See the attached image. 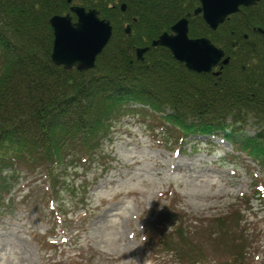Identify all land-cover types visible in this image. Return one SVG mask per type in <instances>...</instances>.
Masks as SVG:
<instances>
[{
  "label": "trees",
  "instance_id": "obj_1",
  "mask_svg": "<svg viewBox=\"0 0 264 264\" xmlns=\"http://www.w3.org/2000/svg\"><path fill=\"white\" fill-rule=\"evenodd\" d=\"M72 3L97 8L112 24L111 37L94 66L84 70L65 68L51 59L49 17L66 13ZM197 4L198 0H0V199L11 189L19 163L26 170L43 167L49 190L55 193L54 170L65 151L77 149V159L93 158L111 119L128 103L140 105L132 110L159 118L169 136L219 135L234 150L264 164V0L241 6L215 29L200 13H192ZM188 11L189 35H207L229 55L227 63L216 67L218 73L189 69L164 45H150L142 59L136 57L137 46L170 31ZM229 209L213 218L219 222L209 235L226 249L223 259L210 258L202 236L193 235L203 223L188 224L171 213L169 230L174 235L146 233L141 254L151 257L158 252L174 263L261 264L250 254L249 235L241 230L240 219L229 221L238 209ZM78 257L77 263L70 259L63 264H85Z\"/></svg>",
  "mask_w": 264,
  "mask_h": 264
},
{
  "label": "rangeland",
  "instance_id": "obj_2",
  "mask_svg": "<svg viewBox=\"0 0 264 264\" xmlns=\"http://www.w3.org/2000/svg\"><path fill=\"white\" fill-rule=\"evenodd\" d=\"M138 106L128 103L111 119L93 158L65 151L55 193L43 167L17 164L0 199V264L77 263L78 256L85 264H194L141 254L146 233H172L169 213L203 223L193 235L210 258L223 259L226 249L209 235L229 206L238 209L229 221L240 219L250 254L264 264V164L219 135L169 136L159 118L130 109Z\"/></svg>",
  "mask_w": 264,
  "mask_h": 264
},
{
  "label": "water",
  "instance_id": "obj_3",
  "mask_svg": "<svg viewBox=\"0 0 264 264\" xmlns=\"http://www.w3.org/2000/svg\"><path fill=\"white\" fill-rule=\"evenodd\" d=\"M71 1V0H68ZM258 0H198L192 10L193 14L201 13L211 29H215L231 13L241 6L251 5ZM125 9V2L120 4ZM75 14V19L72 16ZM188 11L164 30L150 44L135 48L136 57L142 59L150 45H164L172 55L184 62L186 67L195 71H211L220 62L229 61L224 49L214 43L207 35L190 36L188 33ZM53 28L51 59L65 68L74 67L84 70L94 66L96 56L101 52L112 34L110 20L99 14L95 7H85L72 3L66 13H55L49 17ZM257 29L262 30L259 26ZM126 33H130V25H125ZM218 73L219 69L213 70Z\"/></svg>",
  "mask_w": 264,
  "mask_h": 264
},
{
  "label": "flooded vegetation",
  "instance_id": "obj_4",
  "mask_svg": "<svg viewBox=\"0 0 264 264\" xmlns=\"http://www.w3.org/2000/svg\"><path fill=\"white\" fill-rule=\"evenodd\" d=\"M216 68V67H215Z\"/></svg>",
  "mask_w": 264,
  "mask_h": 264
}]
</instances>
